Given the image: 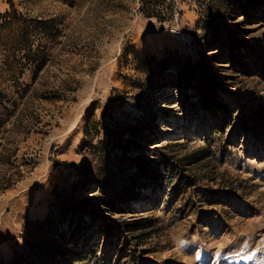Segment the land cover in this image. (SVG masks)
<instances>
[{
	"label": "rangeland",
	"instance_id": "1",
	"mask_svg": "<svg viewBox=\"0 0 264 264\" xmlns=\"http://www.w3.org/2000/svg\"><path fill=\"white\" fill-rule=\"evenodd\" d=\"M177 1L175 16L160 22L140 12V0H0V13L14 3L23 14L62 21L26 92L35 64L22 59L18 70L6 71L0 43V89L12 111L0 107L1 116L11 115L0 120V184L13 181L0 188V264H16L27 222L48 215L55 188L66 199L80 188L76 202L84 203L121 191L131 176L137 186H127L134 192L129 209L87 212L96 227L79 251L87 249L89 262L73 263L231 264L240 221L239 232L262 229L243 261L232 264H264V0H216L209 15L192 0ZM212 25L222 41H211ZM142 29L152 44H137ZM15 49L13 65L22 56ZM171 52L177 67L155 75L140 69L138 58ZM195 66L202 75L187 97L178 78ZM68 79L80 84L77 91L66 89ZM140 166L159 174L141 177ZM169 167L172 178L162 177ZM90 181L97 190L84 192ZM143 217L152 227L139 238L110 235V225ZM229 244L233 249H222ZM218 249L226 255L219 258Z\"/></svg>",
	"mask_w": 264,
	"mask_h": 264
},
{
	"label": "trees",
	"instance_id": "2",
	"mask_svg": "<svg viewBox=\"0 0 264 264\" xmlns=\"http://www.w3.org/2000/svg\"><path fill=\"white\" fill-rule=\"evenodd\" d=\"M30 1L31 3H35L37 0ZM55 1L69 6H73L77 3V0ZM192 1L196 2L201 9H207L205 15L210 12L213 13L216 10V0ZM178 3L177 0H140V12L148 18H155L160 22H164L171 20L175 16L179 9ZM30 10L33 12L34 9ZM60 24H62V21H60V18L57 16L45 15L44 13L37 16L23 14L16 8L14 3H11L10 11L0 13V43L3 46V54L6 58L4 61L6 71L12 73L18 70V67L23 66L21 63L22 59H26L27 63L24 64L27 65L33 62L36 66L33 83L25 85L24 92L31 89L37 80L36 75L38 71L44 66L45 58L43 56L40 57V54H46L47 50H50L47 41H56L60 37ZM219 29V26L214 25L210 26L209 29L206 28L207 31L209 30V32L213 34L211 35V37H213L211 41H222L219 37ZM13 44L16 46L15 50L22 53V56L18 59L16 65H13V60L11 59V55H13ZM178 60L177 53L174 52L164 56L161 60H158L157 56L154 54H146L138 58L140 69L150 75H155L157 69L165 71L173 66L177 67ZM152 61L156 62L155 66L151 63ZM171 63L174 64L172 65ZM201 75L202 73L199 72L197 66L181 72L180 77L178 78L177 88L182 90L186 95L190 94V91H196L197 88L195 82H197V78ZM69 80L70 79L66 80V89L71 92L77 91L80 84L71 87V85H69ZM174 83V81H169V83L166 84L167 86H172ZM201 85H204V83ZM203 95H206L204 91ZM188 96L189 95H187V97ZM9 100L7 94L0 89V107L6 109L8 113H11L12 111H10L5 105V101ZM114 102L115 100H112V103L109 106L110 109H113ZM220 107H225V104L221 103ZM10 118L11 115L9 114L6 117L0 115V120L4 123L9 121ZM128 132V134H131L133 131L130 129ZM16 151V149H13L10 156H15ZM127 158L131 159L129 156H127ZM170 158L173 159L174 156L172 155ZM138 170L141 177H143V175L153 174L155 176L159 174L153 171L150 172V169L145 166H140ZM167 171L168 173L162 174V177H167L172 173L170 167ZM169 177L172 178L171 176ZM179 181L181 182L182 180L179 179ZM92 182L98 183V180L94 178ZM135 182L132 176L128 177L124 181L121 191H114L113 193L102 191L100 195H95L90 201L84 203L76 202V197L80 193V188H73L68 199L65 198L64 194L58 193L57 188H55V198L51 200L52 208L48 215L43 220L30 221L25 227L24 231L27 235L26 247L20 254L14 257L15 263L75 264L73 263L74 261L82 262L86 260L89 262V259H86L87 257L83 259V254L87 249L79 251L83 242H86L88 245L90 244L86 241L90 236L83 237L84 234L89 232L90 229L88 228L90 226H94V228L96 227L94 217L88 219V216L92 215H87L89 214L87 212L91 210L92 213L96 215V208L99 207L101 208V212L105 209L111 212H116L118 210L124 211V207H122L124 205L128 210L130 207L128 201L133 199L134 196L130 195L134 194V192L129 194L127 192V186H129V184L137 186ZM104 183L105 181H103L102 184L104 185ZM88 184H90V186ZM12 186L13 181H11V179H9L8 183L5 185L0 184L2 190H7ZM82 188L84 192L89 191V189H91V191L94 189L97 190L95 186L93 187L91 181L83 183ZM65 193L67 192L65 191ZM150 220L151 219L148 217H143L133 221L114 223V225L108 227V230L111 236L115 235L119 237L120 241H122V238H124L125 235H127L128 238L136 239L141 236L139 233H143L142 235H144L146 232L145 230H150L152 227ZM67 225L68 227L65 229ZM100 228H103V226ZM134 233H138L139 235H134Z\"/></svg>",
	"mask_w": 264,
	"mask_h": 264
},
{
	"label": "bare ground",
	"instance_id": "3",
	"mask_svg": "<svg viewBox=\"0 0 264 264\" xmlns=\"http://www.w3.org/2000/svg\"><path fill=\"white\" fill-rule=\"evenodd\" d=\"M151 34L150 33L147 34L146 30L145 29H142V37H143V39L142 40H138L137 41V44H139V45L142 44V43L152 44L153 43V38L151 39L150 42H148L149 41V38H151ZM169 130H170L169 128H165L163 130V132H168ZM30 221H32V220H30ZM30 221H28L27 224ZM263 221H264V219H262L260 222H263ZM239 222H238L237 227H236L237 230H234V236H232V237L234 238L235 244H241V247L236 246L234 248V250L229 253V255H231L232 258H234L233 261H229L231 264L232 263H235L237 260H240V262L243 261V259H244L243 256L246 253V249L249 246H251L252 243H254V240L257 239V237L260 236V234H258L257 231H259V230L262 229V226L258 230H257V227L256 226L255 227H251V228H244L243 227L244 228V230H243L244 232H239V230H240L239 229ZM245 238H247V239H245ZM227 248L233 249V246H231V244H229V247H226L225 246L222 249H227ZM222 249H218L216 251V253H215V255H219V258L224 257L226 255L225 254L226 251H224ZM202 255L203 256L201 258H208L211 254H209V252H208V253H206V254L204 253ZM225 259H227V258L225 257ZM201 264H205V263L202 262Z\"/></svg>",
	"mask_w": 264,
	"mask_h": 264
}]
</instances>
